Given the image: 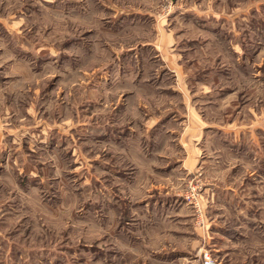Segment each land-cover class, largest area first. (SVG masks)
Listing matches in <instances>:
<instances>
[{"label":"rangeland","instance_id":"374dc122","mask_svg":"<svg viewBox=\"0 0 264 264\" xmlns=\"http://www.w3.org/2000/svg\"><path fill=\"white\" fill-rule=\"evenodd\" d=\"M163 39L206 121L264 108V0H0V264H264V111L187 168Z\"/></svg>","mask_w":264,"mask_h":264},{"label":"crops","instance_id":"0c3cea01","mask_svg":"<svg viewBox=\"0 0 264 264\" xmlns=\"http://www.w3.org/2000/svg\"><path fill=\"white\" fill-rule=\"evenodd\" d=\"M163 32H165V30H163ZM163 34L165 38V33ZM157 43H158L157 49L162 50V52L161 50L159 51L160 53H162L165 62L170 66L172 65L176 67L175 70L176 96L181 95L184 97V100L176 104V106L179 105L178 107H176V144L177 145L181 144L184 147V150L186 151L185 157L183 159L184 165L187 168L189 167V169H193L194 167L198 166V162L200 161L201 157H205L206 160H210L211 158H214L217 161L218 159H220L221 156L220 153L222 151L217 149H209L212 152V154L218 153L214 157L213 155H209L208 153L207 154L205 153L206 156H201L203 155L202 152H204L205 150L204 148H201L199 146L208 143V140L210 138L207 134H209L212 131L218 132L222 135V136L217 135L216 137H220L219 140L221 141V145H223L224 143L226 146V147L224 146L225 149H228L227 151H229V149H235V148L240 149L239 151L243 150L245 148L244 146L246 145L245 143L242 144L239 143L240 141H242L240 140L241 139L240 137L242 136H239V133L241 132L244 133L245 129H248V131H250V129L252 128L260 129V125L255 126V124L262 123L260 119L263 115L262 111H264V108H262L261 105L254 104L253 109H248L249 113L252 114V120L249 121H245V119L239 122L238 120H236L235 122L233 120L231 121L226 120L224 122H221V124L206 121L205 117L204 116L201 117V115L199 114L200 111L197 109V107L194 106L193 104H190L189 102L190 94L188 93L189 95H187L186 93L185 87L186 85H188L187 80L189 78L187 74L186 64L189 62L190 58H186V56H184V53L179 51H176V53H171L172 51L163 52L166 51L168 47H171L170 45H168V43L170 42L166 43V39L158 41ZM172 48L169 49L171 50ZM255 82L256 81H254L252 87L253 97L255 96L257 97L258 94L261 96V92H264V89H261V83L255 84ZM228 94H230V96L232 97L231 101H235L239 98V92L237 91V89L231 91L225 90V92L221 94L222 95V99L220 100L221 103L223 102V98L225 101L226 96L228 97ZM190 101H192V99ZM222 105L223 104H221V106ZM180 111L183 112L182 116L179 113ZM229 128H236L237 130L240 128L243 129V131L242 130L237 131L236 136L232 138V140H228L227 136L223 138L224 135L223 131L224 129H229ZM109 133L111 137H114L115 134L119 132L111 128ZM114 138H116V136ZM255 140L257 139H253L252 141ZM257 143H259V140L255 142V144ZM256 159L257 156H253V160L255 161Z\"/></svg>","mask_w":264,"mask_h":264},{"label":"built area","instance_id":"2783aa9c","mask_svg":"<svg viewBox=\"0 0 264 264\" xmlns=\"http://www.w3.org/2000/svg\"><path fill=\"white\" fill-rule=\"evenodd\" d=\"M204 264H212V262L209 260V256L205 255Z\"/></svg>","mask_w":264,"mask_h":264}]
</instances>
